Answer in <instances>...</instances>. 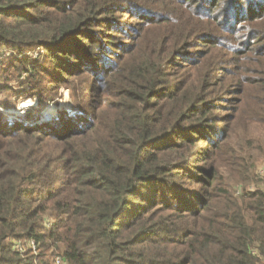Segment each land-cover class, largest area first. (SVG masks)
<instances>
[{
	"label": "trees",
	"instance_id": "16d2710c",
	"mask_svg": "<svg viewBox=\"0 0 264 264\" xmlns=\"http://www.w3.org/2000/svg\"><path fill=\"white\" fill-rule=\"evenodd\" d=\"M196 1L205 9L193 12L188 29L172 22L167 9L131 0H0V49L17 52L8 56L9 69L0 60L3 71H26L31 80L40 75L42 65L24 54L37 47L55 80L94 75L69 116L26 124L0 113V264H50L57 255L66 264L264 259V188L234 196L217 170L205 166L208 149L220 146L213 138H227L228 127H212L218 118L206 104L202 75L186 76L172 89L164 69V56L174 51V67L204 66L220 30L228 31L231 20L233 33L264 18V0H228V7L224 0ZM125 14L148 16L147 25L123 20ZM201 17L214 23L203 26ZM133 24L142 29L127 38L137 44L153 31L147 47L113 51L127 44L125 30ZM253 32L244 53L264 57V33ZM190 47L188 58L183 50ZM1 79L0 90L8 87ZM253 83L264 86V77ZM257 114L263 125L257 147L264 154V111ZM239 162L238 180L248 179L252 163ZM163 211L170 213L162 217ZM13 239H34L38 253L16 251Z\"/></svg>",
	"mask_w": 264,
	"mask_h": 264
},
{
	"label": "rangeland",
	"instance_id": "374dc122",
	"mask_svg": "<svg viewBox=\"0 0 264 264\" xmlns=\"http://www.w3.org/2000/svg\"><path fill=\"white\" fill-rule=\"evenodd\" d=\"M138 3H144L148 7L165 8L168 12H165L169 19L179 24L180 20L182 24L190 29L193 24V12L196 10H204L205 8L197 7L196 0H190L186 5L180 4L179 0H131ZM233 0H231L232 2ZM224 5L228 7L230 2L224 0ZM177 6L181 7V11H173L177 9ZM131 7V6H130ZM243 9V8H242ZM146 14V13H145ZM145 14H142L144 17ZM133 15V14H132ZM132 15L125 14L123 20L130 22L142 21V25H147L148 16L145 19L142 17L136 18ZM260 17L256 22H245L244 27L229 32V27H233L235 24L231 20L230 24L226 25L227 30H220L218 33V39L216 46L208 56H205L203 62L204 66L188 67L180 70L174 67L171 57H174V52L164 56V69L167 76L171 77V88H178V82L182 81L186 76H201V81L205 82L208 87L209 94L206 99V104L211 108H215L214 111L218 118L217 122L213 123L212 127L219 126L220 128L228 127L229 136L226 138L225 134L223 138L213 139L220 143L218 149H208L206 156L207 162L205 166H212L218 172V177L225 180V184L233 192L234 196H238L240 193L256 190L258 188H264V174L259 175V167L264 166V154H262L257 145V141L263 135V125L257 122L255 119L259 117L257 111H264V86L253 83L258 79L264 77V57L259 52L246 50L247 41L250 42V37H254L255 33L253 29H260L264 33V18ZM200 23L203 26H211L214 23L212 17L202 18ZM158 27H160L158 25ZM171 28L170 25H168ZM141 25L133 24L131 28L125 30L124 41L127 44H122L115 48L113 51L123 53L125 46H134L138 43L136 40L131 41V38H127V33H132V37L135 32H140ZM131 29V30H128ZM161 29V28H160ZM142 31V30H141ZM142 33V32H141ZM118 35V34H117ZM153 31L146 32L144 38L137 47L144 49L147 47L148 41L151 39ZM226 38V39H225ZM223 39V40H221ZM124 41L120 43H125ZM260 42L258 45H262ZM124 47V48H123ZM183 50V54L189 58L190 52L194 48H187ZM198 51H205L206 46H199ZM26 54L32 62L41 64L39 68V74L31 79L27 78L28 73L23 72L21 76L9 75L11 71H3L0 66L1 78H6L8 87H3L0 90V113L7 118H17L26 122V124L38 123L40 117H43V112L53 113L52 116L47 118L48 121H56L63 115H71L77 109L78 101L77 93L83 86L87 89L90 85V79L93 81L94 75L90 76H72L67 82H62L53 79L51 76L50 61L43 55V49L37 47L26 49ZM17 54L16 51H12L3 47L0 49V60L4 59V66L7 67L9 61V54ZM125 54V53H124ZM113 57V55L111 56ZM177 58V55L175 56ZM235 59V62H231ZM0 63H2L0 61ZM238 70H234L237 65ZM8 68V67H7ZM9 69V68H8ZM215 69V70H214ZM4 73V74H3ZM49 73V74H48ZM206 76L205 80L203 77ZM3 81V80H2ZM249 81H253L249 84ZM35 85L32 88V85ZM243 87V88H242ZM243 89L242 93L238 94L237 89ZM191 98L194 94H191ZM237 99L243 100L241 105L237 104ZM30 106L19 109L18 107L24 104ZM87 105V104H86ZM227 120L226 123L224 121ZM29 122V123H28ZM224 123V124H223ZM226 133V131H224ZM251 145L248 144L252 141ZM244 158L245 165H251L250 175L248 179L238 180L236 166H241L239 159ZM249 159V164H248ZM253 166V167H252ZM188 187L198 191L201 189V185L189 184ZM170 212L163 211L160 213L162 217H167ZM52 221L49 217L48 222ZM49 226L50 224H48ZM52 264L51 261H49ZM39 264V263H37ZM260 264H264V259Z\"/></svg>",
	"mask_w": 264,
	"mask_h": 264
},
{
	"label": "built area",
	"instance_id": "2783aa9c",
	"mask_svg": "<svg viewBox=\"0 0 264 264\" xmlns=\"http://www.w3.org/2000/svg\"><path fill=\"white\" fill-rule=\"evenodd\" d=\"M30 106L29 104H24L19 106V109H24L26 107ZM29 123V122H28ZM259 175L264 174V166L259 167ZM50 224V221L48 222ZM13 247L16 251L23 253L25 250H30L33 254H37V244L34 239H27V240H20V239H13L12 240ZM52 264H66L63 257L57 255L53 258Z\"/></svg>",
	"mask_w": 264,
	"mask_h": 264
},
{
	"label": "water",
	"instance_id": "95a60500",
	"mask_svg": "<svg viewBox=\"0 0 264 264\" xmlns=\"http://www.w3.org/2000/svg\"><path fill=\"white\" fill-rule=\"evenodd\" d=\"M47 117H49V116H46L45 114L43 115V117H40V121H38V123H40V122H42V121H44L45 119L44 118H47Z\"/></svg>",
	"mask_w": 264,
	"mask_h": 264
}]
</instances>
